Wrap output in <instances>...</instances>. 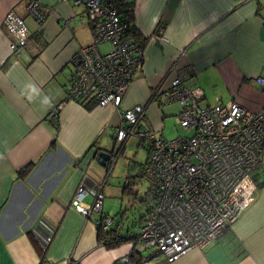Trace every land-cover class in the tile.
<instances>
[{
    "label": "crops",
    "instance_id": "0c3cea01",
    "mask_svg": "<svg viewBox=\"0 0 264 264\" xmlns=\"http://www.w3.org/2000/svg\"><path fill=\"white\" fill-rule=\"evenodd\" d=\"M25 1L0 0V264H120L130 259L134 241L105 247L97 227L70 205L80 183L89 189L100 184L105 195L107 162L101 166L95 159L100 150L111 152L119 122L117 113L95 107L94 99L63 101L64 84L75 68L72 57L92 42L90 22L81 5L36 0L46 11L37 22ZM123 1L133 11L131 25L144 40L145 55L121 108L144 105L154 89H167L176 74H184L188 85L203 89L209 104L208 97L218 94L221 102L233 99L250 110L264 109V87L254 81L264 75V0ZM9 11L28 26L29 43L19 54L12 53L14 37L3 25ZM158 26L167 41L155 36ZM154 97L146 117L161 131L162 98ZM29 164L20 177L18 171ZM252 176L255 197L222 236L169 264H264V169ZM84 197L88 204L93 200ZM130 202L124 206L125 225L135 221L129 212L138 201ZM104 207L103 198L101 208L111 215ZM39 227L55 229L46 249L35 242ZM149 254L130 261L168 264Z\"/></svg>",
    "mask_w": 264,
    "mask_h": 264
},
{
    "label": "built area",
    "instance_id": "2783aa9c",
    "mask_svg": "<svg viewBox=\"0 0 264 264\" xmlns=\"http://www.w3.org/2000/svg\"><path fill=\"white\" fill-rule=\"evenodd\" d=\"M62 1L84 7L92 34V42L79 47L72 57L75 68L64 84L63 101L89 98L95 100L97 108L110 107L119 115L115 142L121 145L135 135L148 148L142 175L155 198L137 230L133 251L149 252L152 259L169 264L193 248L212 244L255 197L257 185L252 174L264 169V109L250 110L233 99L221 102L219 96L209 104L200 86L188 85L186 75L176 74L167 89L157 88L154 93L180 105L175 120L194 134L163 138L147 121L146 106L121 108L122 97L143 64L145 43L130 37V23L121 13L119 1ZM24 4L37 22L43 20L46 11L38 1L26 0ZM3 25L14 37L10 42L12 53L19 54L30 38L25 20L9 11ZM156 32L159 40L167 41L161 26ZM254 81L264 87V75ZM61 106L51 112L52 116ZM87 194L93 196L90 204L84 201ZM103 195L102 185L89 189L80 183L70 205L106 230L115 220L101 208ZM54 232L40 227L35 230L43 249L49 246ZM120 264L133 263L123 258Z\"/></svg>",
    "mask_w": 264,
    "mask_h": 264
},
{
    "label": "rangeland",
    "instance_id": "374dc122",
    "mask_svg": "<svg viewBox=\"0 0 264 264\" xmlns=\"http://www.w3.org/2000/svg\"><path fill=\"white\" fill-rule=\"evenodd\" d=\"M107 46H102L101 49L105 50ZM215 95L212 98L208 97L210 104L215 103ZM211 98V99H210ZM157 106V105H155ZM180 105L178 103H168L161 100V106L157 107L158 115L163 119L161 123V131H157L156 133H160L165 139H172L175 137H191L194 132L192 129H186L182 125L176 122L175 117L180 111ZM119 143L115 142L114 144V135L110 138V146L109 150L114 151L117 154V157L114 158V164L112 165V169L109 174V181L106 183V188L104 190V208L111 215L115 214L125 207L128 208L131 204V196L122 194L121 189L126 181L127 177L131 174L140 173L139 165L143 163L147 156V147L145 144H140V139L133 135L126 140L124 143V149H119ZM136 185L135 188L139 191L145 192L148 189V182L144 178L136 177L134 179ZM144 204L137 203L130 210V218L135 216L139 217L145 210ZM125 206V207H124ZM146 252V251H145Z\"/></svg>",
    "mask_w": 264,
    "mask_h": 264
},
{
    "label": "trees",
    "instance_id": "16d2710c",
    "mask_svg": "<svg viewBox=\"0 0 264 264\" xmlns=\"http://www.w3.org/2000/svg\"><path fill=\"white\" fill-rule=\"evenodd\" d=\"M119 1V6H120V9H121V13H123L125 15V17H127V20L129 21V25H130V28L128 30L129 34H130V37H137L135 38L137 41L143 43L144 40H141L140 41V37L138 35V32L135 30V27H133L131 25V21H132V9L130 8H127V3H124L123 0H117ZM130 7V6H129ZM155 89L153 90V93L151 94L149 100L143 105V106H146V108L148 107V105L151 103V102H154L156 101V97L155 96ZM158 105L161 106V102L158 101ZM57 114L56 115H53L52 116V119H56L57 117ZM57 121V120H56ZM57 124H55V127L57 128ZM144 142L142 140H140V144H143ZM123 144H119V149H123ZM147 147V146H146ZM147 151H148V148H147ZM111 153V158L110 160L107 161V170L109 171L108 174H110V170L112 169V165L114 164V158L117 157V154L116 152H110ZM148 156V154H147ZM147 159V158H146ZM146 159L143 163H141L139 165V171L140 173H137V174H131V177L128 176L126 181L124 182L123 186H122V191L123 193L127 194V195H130L132 197V199H136L138 201V203H141V204H144L143 206H145V210L142 214L139 215V217H135V221L133 220L132 224H126L125 225V221H126V218H127V209H123L115 214L112 215L113 217V220H115L114 222V225L109 227L108 229L106 230H103L101 227H97V236H98V240L100 243H102L105 247H108V248H113V247H117L119 245H121L122 243H125V242H129V241H136V236L138 234V231L137 229H139L141 223L143 222L144 220V216L146 214V212L149 211L150 209V205H152V202L154 201V198H155V195L153 194V191L152 189L148 186V189L147 191L141 193V194H138V192L135 190V181L134 179L136 177H140V178H143V175H142V169L144 167V164L146 162ZM30 167L31 165H27L23 168H21L19 171H18V175L20 177H23L25 176L29 170H30ZM35 242L37 244V246L39 247H42L41 244L39 243L38 239L36 238L35 239ZM43 249V248H41ZM130 256V260L132 261H139L140 260V257L137 255V253L135 252H131V254H129Z\"/></svg>",
    "mask_w": 264,
    "mask_h": 264
},
{
    "label": "water",
    "instance_id": "95a60500",
    "mask_svg": "<svg viewBox=\"0 0 264 264\" xmlns=\"http://www.w3.org/2000/svg\"><path fill=\"white\" fill-rule=\"evenodd\" d=\"M111 154L108 151H98L96 155L97 163L101 166H104L108 160H110Z\"/></svg>",
    "mask_w": 264,
    "mask_h": 264
}]
</instances>
